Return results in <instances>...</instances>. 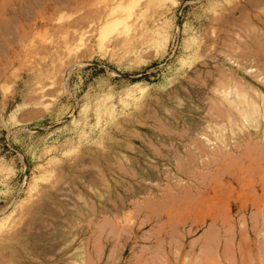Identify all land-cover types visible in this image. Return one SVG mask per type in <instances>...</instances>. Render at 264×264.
Listing matches in <instances>:
<instances>
[{
	"label": "rangeland",
	"instance_id": "rangeland-1",
	"mask_svg": "<svg viewBox=\"0 0 264 264\" xmlns=\"http://www.w3.org/2000/svg\"><path fill=\"white\" fill-rule=\"evenodd\" d=\"M0 264H264V0H0Z\"/></svg>",
	"mask_w": 264,
	"mask_h": 264
},
{
	"label": "bare ground",
	"instance_id": "bare-ground-1",
	"mask_svg": "<svg viewBox=\"0 0 264 264\" xmlns=\"http://www.w3.org/2000/svg\"><path fill=\"white\" fill-rule=\"evenodd\" d=\"M117 1L120 4L122 0H117ZM108 6H109V4L106 5V8L104 9V11H105V14L104 15L106 16V18H105L104 15H102V16L99 15L97 17H94V19H93V29L91 30V31H93L92 32L93 33V37H95L96 32L98 31L99 33H97V34H99V37L102 38V41L105 38V33H106L107 29L113 23H115V20L114 19L112 20V19H109L108 18V15L114 11V10L110 11L109 8H107ZM127 29L130 30L131 29L130 26H127ZM89 33H91V32H89ZM90 37H92V36L89 35V38ZM96 37H98V36H96Z\"/></svg>",
	"mask_w": 264,
	"mask_h": 264
}]
</instances>
